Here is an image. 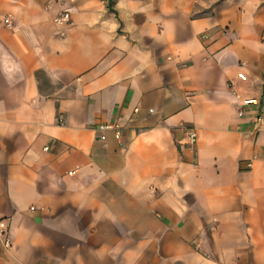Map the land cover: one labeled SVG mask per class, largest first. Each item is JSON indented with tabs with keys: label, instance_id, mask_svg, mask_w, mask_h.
<instances>
[{
	"label": "crops",
	"instance_id": "0c3cea01",
	"mask_svg": "<svg viewBox=\"0 0 264 264\" xmlns=\"http://www.w3.org/2000/svg\"><path fill=\"white\" fill-rule=\"evenodd\" d=\"M262 33L264 0H0V264H264Z\"/></svg>",
	"mask_w": 264,
	"mask_h": 264
},
{
	"label": "built area",
	"instance_id": "2783aa9c",
	"mask_svg": "<svg viewBox=\"0 0 264 264\" xmlns=\"http://www.w3.org/2000/svg\"><path fill=\"white\" fill-rule=\"evenodd\" d=\"M69 12L65 11L61 15V19L68 20L69 19ZM4 22L7 24H10V19L8 17L4 18ZM206 36V35H205ZM237 77L241 80L246 79V75L243 72H238ZM231 85H233V81L230 80ZM138 107L134 108L135 112H138ZM238 114L239 115H252V121L254 123V129L256 131H260L261 129H264V111H262V107L260 105L259 100L256 98H243L241 101V105L238 108ZM123 125L119 118L107 121V122H101L96 126V129L100 132L99 138L100 139H106V132L111 131L115 138L120 139L122 135ZM187 137L189 138L190 143H194L196 141V130L194 128H187L186 129ZM47 148V147H46ZM73 171H69V173H72ZM33 208V207H31ZM7 231V220L5 217L0 216V235H5ZM5 244L8 245L9 241L6 238Z\"/></svg>",
	"mask_w": 264,
	"mask_h": 264
},
{
	"label": "rangeland",
	"instance_id": "374dc122",
	"mask_svg": "<svg viewBox=\"0 0 264 264\" xmlns=\"http://www.w3.org/2000/svg\"><path fill=\"white\" fill-rule=\"evenodd\" d=\"M262 36H264V33H262Z\"/></svg>",
	"mask_w": 264,
	"mask_h": 264
}]
</instances>
